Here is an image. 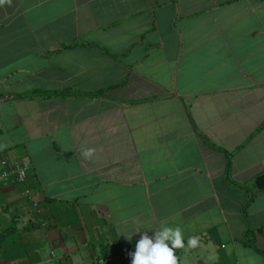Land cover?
<instances>
[{
  "label": "crops",
  "instance_id": "crops-1",
  "mask_svg": "<svg viewBox=\"0 0 264 264\" xmlns=\"http://www.w3.org/2000/svg\"><path fill=\"white\" fill-rule=\"evenodd\" d=\"M263 122L264 0H0V264H264Z\"/></svg>",
  "mask_w": 264,
  "mask_h": 264
},
{
  "label": "clouds",
  "instance_id": "clouds-1",
  "mask_svg": "<svg viewBox=\"0 0 264 264\" xmlns=\"http://www.w3.org/2000/svg\"><path fill=\"white\" fill-rule=\"evenodd\" d=\"M133 234L125 239L131 241ZM187 245L195 247L197 239L189 237ZM184 247L185 243L180 227L162 225L158 230H154L151 236L147 232L140 233L134 251L129 252L128 255L131 256V264H177L174 249Z\"/></svg>",
  "mask_w": 264,
  "mask_h": 264
},
{
  "label": "built area",
  "instance_id": "built-area-1",
  "mask_svg": "<svg viewBox=\"0 0 264 264\" xmlns=\"http://www.w3.org/2000/svg\"><path fill=\"white\" fill-rule=\"evenodd\" d=\"M30 175L29 167L19 160H10L0 156V182L6 184H24ZM114 257L98 259L97 263L110 262Z\"/></svg>",
  "mask_w": 264,
  "mask_h": 264
},
{
  "label": "water",
  "instance_id": "water-1",
  "mask_svg": "<svg viewBox=\"0 0 264 264\" xmlns=\"http://www.w3.org/2000/svg\"><path fill=\"white\" fill-rule=\"evenodd\" d=\"M255 184H256L258 189L263 188L264 187V177L263 176L257 177L255 179Z\"/></svg>",
  "mask_w": 264,
  "mask_h": 264
},
{
  "label": "trees",
  "instance_id": "trees-1",
  "mask_svg": "<svg viewBox=\"0 0 264 264\" xmlns=\"http://www.w3.org/2000/svg\"><path fill=\"white\" fill-rule=\"evenodd\" d=\"M263 126H264V122H263V123L257 128L256 131H258L259 129H261ZM257 232L264 233V227L259 228V229L257 230Z\"/></svg>",
  "mask_w": 264,
  "mask_h": 264
}]
</instances>
